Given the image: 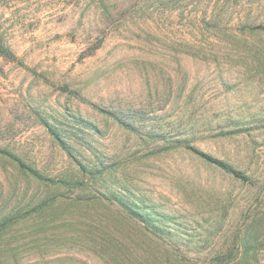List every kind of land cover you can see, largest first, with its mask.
<instances>
[{"label": "rangeland", "instance_id": "obj_1", "mask_svg": "<svg viewBox=\"0 0 264 264\" xmlns=\"http://www.w3.org/2000/svg\"><path fill=\"white\" fill-rule=\"evenodd\" d=\"M0 37V264H264V0H0Z\"/></svg>", "mask_w": 264, "mask_h": 264}, {"label": "trees", "instance_id": "obj_2", "mask_svg": "<svg viewBox=\"0 0 264 264\" xmlns=\"http://www.w3.org/2000/svg\"><path fill=\"white\" fill-rule=\"evenodd\" d=\"M0 56L9 57V58L14 57L13 53L5 45V42L2 39V37H0ZM117 120H118V122L123 124L119 119H117ZM171 147H185L188 150H190L193 154H195L196 156L201 158L202 160H204L207 163L214 165L215 167L219 168L220 170L232 175L236 179H239V180L243 181L244 183H250L251 182L250 178L246 174H244L243 172L232 167L230 164H228L222 160H219L217 158H214V157L204 153L203 151H201V150H199V149H197V148H195V147H193V146H191L185 142L176 140L173 142V145H171ZM10 158L13 159L14 161H16L22 170L29 171L30 173H32L36 177L38 176V174L36 172L31 171L25 164L20 162L15 157L10 156ZM47 205L48 204L46 202H43L40 205H38L36 210L37 211L44 210L47 207ZM124 208H125V210H127V213L131 214V212L129 211V209L127 207H124ZM137 218L139 219L140 216ZM149 219H151V218H149ZM18 220H19V216H17V215L7 216L4 219H1L0 220V234H3L4 232H6L11 227V224L14 223L15 221H18ZM159 223H160V221H158V219H153L150 224H151L152 228H154L155 230H161V229H159V227L157 225ZM155 230H153V231H155ZM15 264H19V262L16 261ZM209 264H222V261H220V259H214Z\"/></svg>", "mask_w": 264, "mask_h": 264}]
</instances>
